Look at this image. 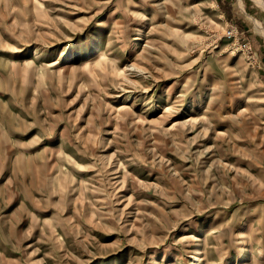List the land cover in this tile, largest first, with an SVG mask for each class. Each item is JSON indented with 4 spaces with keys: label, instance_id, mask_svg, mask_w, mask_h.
Wrapping results in <instances>:
<instances>
[{
    "label": "rangeland",
    "instance_id": "rangeland-1",
    "mask_svg": "<svg viewBox=\"0 0 264 264\" xmlns=\"http://www.w3.org/2000/svg\"><path fill=\"white\" fill-rule=\"evenodd\" d=\"M262 2L0 0V264H264Z\"/></svg>",
    "mask_w": 264,
    "mask_h": 264
},
{
    "label": "bare ground",
    "instance_id": "bare-ground-1",
    "mask_svg": "<svg viewBox=\"0 0 264 264\" xmlns=\"http://www.w3.org/2000/svg\"><path fill=\"white\" fill-rule=\"evenodd\" d=\"M261 1V0H260ZM263 2L262 3H264V0H262ZM241 9V8H240ZM258 25V24H257ZM143 38H142V36H141V34L140 35H138V38H136V43H135V46H134V48H138L139 47V41L140 40H142ZM72 56H71V59L74 57V55L72 54V53H70ZM195 258H196V260L195 261H193L192 262V264H202V262H203V257H202V255L201 254H197L196 256H195ZM238 258V260H240V261H244V260H246V258H247V253L245 252V253H243L242 255H240L239 257H237Z\"/></svg>",
    "mask_w": 264,
    "mask_h": 264
},
{
    "label": "trees",
    "instance_id": "trees-1",
    "mask_svg": "<svg viewBox=\"0 0 264 264\" xmlns=\"http://www.w3.org/2000/svg\"><path fill=\"white\" fill-rule=\"evenodd\" d=\"M223 10H225V12L228 14L229 19L232 20L231 17H230V14H229L228 11L226 10V8L223 9Z\"/></svg>",
    "mask_w": 264,
    "mask_h": 264
}]
</instances>
